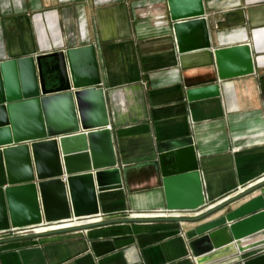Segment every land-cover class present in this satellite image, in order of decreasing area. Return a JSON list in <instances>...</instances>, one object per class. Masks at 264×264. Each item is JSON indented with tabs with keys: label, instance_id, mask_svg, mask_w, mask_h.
Masks as SVG:
<instances>
[{
	"label": "crops",
	"instance_id": "crops-1",
	"mask_svg": "<svg viewBox=\"0 0 264 264\" xmlns=\"http://www.w3.org/2000/svg\"><path fill=\"white\" fill-rule=\"evenodd\" d=\"M204 2L212 47L248 43L253 53L254 73L218 81L215 97L187 101L184 86L214 80L216 68L209 51L177 54L164 0H0V61L92 44L118 165L152 160L157 144L191 135L211 204L264 180V0ZM129 176L127 187L97 194L100 217L85 229L75 221L72 229L1 237L0 264H194L186 232L210 218L177 222L199 213H168L150 168ZM161 211L166 216H152ZM126 218L137 220L112 221Z\"/></svg>",
	"mask_w": 264,
	"mask_h": 264
},
{
	"label": "water",
	"instance_id": "water-1",
	"mask_svg": "<svg viewBox=\"0 0 264 264\" xmlns=\"http://www.w3.org/2000/svg\"><path fill=\"white\" fill-rule=\"evenodd\" d=\"M164 1L177 54L209 51L216 68L214 80L184 86L187 101L218 96V81L254 73L248 43L212 47L204 0ZM108 125L92 44L0 61V231L38 225L72 229L75 221H86L80 226L85 229L100 217L99 192L127 187L132 170L150 168L160 181L165 210L199 213L174 218L177 222L210 218L186 232L194 264L264 246V192L229 209L263 189L264 180L208 204L191 135L157 144L152 160L124 166L118 165ZM240 264H264V252Z\"/></svg>",
	"mask_w": 264,
	"mask_h": 264
},
{
	"label": "built area",
	"instance_id": "built-area-1",
	"mask_svg": "<svg viewBox=\"0 0 264 264\" xmlns=\"http://www.w3.org/2000/svg\"><path fill=\"white\" fill-rule=\"evenodd\" d=\"M108 128L110 129V126L108 125ZM167 211V210H166ZM154 214H152V216H166L167 212H152ZM168 213H172V211H168ZM34 228H11L8 230H4V231H0V238L3 236H9V237H18V236H24L27 235L29 233H31V231H33L34 233H39L42 232L40 230H36ZM45 231V230H44Z\"/></svg>",
	"mask_w": 264,
	"mask_h": 264
},
{
	"label": "bare ground",
	"instance_id": "bare-ground-1",
	"mask_svg": "<svg viewBox=\"0 0 264 264\" xmlns=\"http://www.w3.org/2000/svg\"><path fill=\"white\" fill-rule=\"evenodd\" d=\"M76 223V222H75ZM73 224V223H72ZM77 224V223H76ZM52 226H55V225H51V226H49V227H51L52 228ZM34 227H39V228H35L36 230L37 229H40V228H42V227H48V226H44V225H38V226H34ZM60 227H63V226H60ZM59 227V228H60ZM26 228H31V227H26ZM32 229V228H31ZM56 229H58V228H56ZM31 233H33V234H40L41 232H39V233H34L33 231H31Z\"/></svg>",
	"mask_w": 264,
	"mask_h": 264
},
{
	"label": "rangeland",
	"instance_id": "rangeland-1",
	"mask_svg": "<svg viewBox=\"0 0 264 264\" xmlns=\"http://www.w3.org/2000/svg\"><path fill=\"white\" fill-rule=\"evenodd\" d=\"M74 28H76L75 26H74ZM49 227V226H48ZM12 227H10L9 229H11ZM59 228V227H58ZM40 230V229H39Z\"/></svg>",
	"mask_w": 264,
	"mask_h": 264
}]
</instances>
